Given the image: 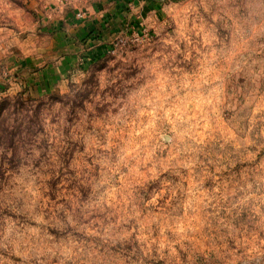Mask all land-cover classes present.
<instances>
[{
  "label": "clouds",
  "instance_id": "1",
  "mask_svg": "<svg viewBox=\"0 0 264 264\" xmlns=\"http://www.w3.org/2000/svg\"><path fill=\"white\" fill-rule=\"evenodd\" d=\"M0 264H264V0H0Z\"/></svg>",
  "mask_w": 264,
  "mask_h": 264
}]
</instances>
